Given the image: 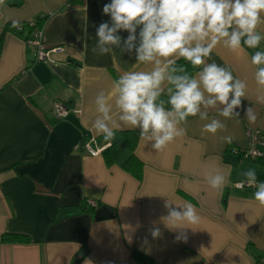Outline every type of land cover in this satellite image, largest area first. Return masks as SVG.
<instances>
[{
	"label": "crops",
	"instance_id": "1",
	"mask_svg": "<svg viewBox=\"0 0 264 264\" xmlns=\"http://www.w3.org/2000/svg\"><path fill=\"white\" fill-rule=\"evenodd\" d=\"M108 3L0 4V264H71L75 259L77 264H264V206L254 200L255 187L234 186L249 169L264 182V156L239 162L233 153L245 146L248 127L261 130L264 138V102L257 99L251 64L252 54L264 51V40L257 49L245 46L235 52L218 45L207 60L246 81V97L235 110L238 119H226L218 109L207 110L208 120L190 116L182 124L185 134L162 151L154 150L135 128H121L105 140L92 127L95 97L101 91L110 94L113 81L124 72L151 68L136 62L134 51L93 53L98 26L111 23L102 11ZM39 15L47 16L41 43L49 53L36 61L35 49L25 40L27 30L15 33L10 25ZM257 31L264 35V24ZM118 34L126 39L129 33ZM164 87L160 99L166 102L168 85ZM55 100L70 107L59 120L51 114ZM249 106L255 122L245 117ZM213 118L225 128L203 132ZM123 131L138 135L134 154L143 163L141 180L121 167L130 152L121 144ZM226 136L233 137L231 143ZM88 140L98 146L120 143L118 160L107 166L101 153L88 154L82 147ZM213 169L227 175L221 191L207 183L206 174ZM168 200L173 207L193 204L200 223L183 229L167 226ZM154 227L160 230L157 238L151 235ZM6 233L23 234L30 241L2 242Z\"/></svg>",
	"mask_w": 264,
	"mask_h": 264
},
{
	"label": "clouds",
	"instance_id": "2",
	"mask_svg": "<svg viewBox=\"0 0 264 264\" xmlns=\"http://www.w3.org/2000/svg\"><path fill=\"white\" fill-rule=\"evenodd\" d=\"M102 11L110 16L111 23L102 22L98 26L93 53L106 55L114 49L121 53L134 51L136 62L151 68L124 72L113 81L110 94L103 91L97 94L94 101L97 115L92 122L97 135L111 140L116 130L135 128L154 150L162 151L185 134L182 124L190 116L208 120L207 110L218 109L220 116L238 119L240 113L235 110L246 97V81L235 77L229 67L207 60L218 45L233 52L245 46L248 49L260 46L264 35L257 28L264 24V0H111ZM121 30L129 33L126 39L118 34ZM176 58H183L199 71L190 74L184 65L177 64ZM251 64L255 66L257 99L264 102V51H255ZM164 85H168L166 102L160 99L165 93ZM245 117L255 122L251 106L245 110ZM224 128L221 120L213 118L204 124L202 131L215 134ZM223 139L231 143L233 137ZM242 175L245 180L238 186L255 187L254 200L264 206V182H258L254 169ZM206 180L212 189L221 191L227 175L213 169L212 174H206ZM164 207L168 214L163 220L171 228L196 226L201 221L191 203L173 207L168 200ZM150 231L153 238L159 237V228ZM180 238L178 234L177 239Z\"/></svg>",
	"mask_w": 264,
	"mask_h": 264
},
{
	"label": "built area",
	"instance_id": "3",
	"mask_svg": "<svg viewBox=\"0 0 264 264\" xmlns=\"http://www.w3.org/2000/svg\"><path fill=\"white\" fill-rule=\"evenodd\" d=\"M45 15H39L33 19H30L26 22H19L13 26L15 32H22L27 30L28 37H26V42L35 49V60H44L48 57L49 50L46 49L41 43L42 35V25H37L39 19L44 18ZM47 17V16H46ZM70 111V107L63 101L55 100L51 105V114L52 116L59 120L67 115ZM78 112V110H76ZM245 146L243 148H236L233 150V153L238 157V161L241 162L242 159L246 158H257L264 156V151L261 150V147L264 146V138H262L261 130L257 128L248 127L245 130ZM109 144H103L98 146L95 140H88L82 144V147L85 151L91 156H96L101 153V151L106 148ZM243 181L235 182L234 186L239 189L253 188L248 187L244 184L243 187L238 185ZM91 206H95L93 200H88L87 202Z\"/></svg>",
	"mask_w": 264,
	"mask_h": 264
},
{
	"label": "trees",
	"instance_id": "4",
	"mask_svg": "<svg viewBox=\"0 0 264 264\" xmlns=\"http://www.w3.org/2000/svg\"><path fill=\"white\" fill-rule=\"evenodd\" d=\"M43 17L44 18L38 20L37 25L43 24V22L46 19V15ZM13 26L14 24L10 25L11 30H13ZM15 33H21V32H15ZM1 41H2V37L0 36V46H1ZM176 62L178 65H184L190 74H192L194 71L198 69V68L197 69L192 68V66L183 58L177 59ZM121 139H122L121 144L126 146L130 151L129 155L121 163V167L126 172L133 175L137 180H141L143 163L134 154V149L137 143L138 135L136 132L133 131H123L121 132ZM121 144L118 143L117 141L111 142L106 148H104L101 151V154L107 166L114 164L118 160L121 153ZM1 241L27 243L30 241V238L23 234L6 233L1 236Z\"/></svg>",
	"mask_w": 264,
	"mask_h": 264
},
{
	"label": "water",
	"instance_id": "5",
	"mask_svg": "<svg viewBox=\"0 0 264 264\" xmlns=\"http://www.w3.org/2000/svg\"><path fill=\"white\" fill-rule=\"evenodd\" d=\"M82 253H85V250H83ZM71 264H77V260H73Z\"/></svg>",
	"mask_w": 264,
	"mask_h": 264
}]
</instances>
